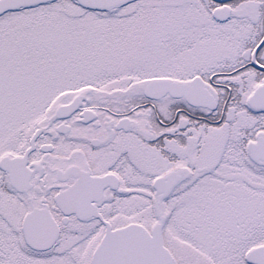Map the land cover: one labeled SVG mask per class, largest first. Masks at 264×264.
Returning a JSON list of instances; mask_svg holds the SVG:
<instances>
[{"label":"snow or ice","instance_id":"1","mask_svg":"<svg viewBox=\"0 0 264 264\" xmlns=\"http://www.w3.org/2000/svg\"><path fill=\"white\" fill-rule=\"evenodd\" d=\"M0 264H264V0H0Z\"/></svg>","mask_w":264,"mask_h":264}]
</instances>
